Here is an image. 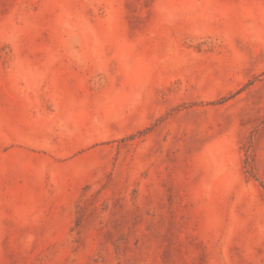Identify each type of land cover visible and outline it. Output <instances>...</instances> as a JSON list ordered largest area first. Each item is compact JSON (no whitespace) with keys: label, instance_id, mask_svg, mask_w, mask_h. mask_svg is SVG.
Returning <instances> with one entry per match:
<instances>
[{"label":"rangeland","instance_id":"obj_1","mask_svg":"<svg viewBox=\"0 0 264 264\" xmlns=\"http://www.w3.org/2000/svg\"><path fill=\"white\" fill-rule=\"evenodd\" d=\"M0 264H264V0H0Z\"/></svg>","mask_w":264,"mask_h":264}]
</instances>
